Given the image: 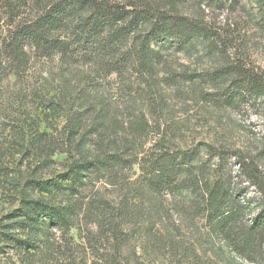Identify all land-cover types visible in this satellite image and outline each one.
<instances>
[{
	"label": "trees",
	"instance_id": "16d2710c",
	"mask_svg": "<svg viewBox=\"0 0 264 264\" xmlns=\"http://www.w3.org/2000/svg\"><path fill=\"white\" fill-rule=\"evenodd\" d=\"M166 38L185 45L202 39L209 48H218L210 25L180 14L175 3L166 10L151 0H0V86L27 73L34 58H58L63 71L81 66L77 95L89 103L86 110L74 104L67 115L64 153L69 157L63 172L23 183L12 224L0 232V251L21 254L24 263L44 251L53 257L63 247L58 246L59 232L73 260L58 264H145L139 261L135 240L142 229L139 221L147 216L136 200L151 196L163 201L185 193L209 234L233 257L264 264V147L250 156L209 145L208 159L197 166L195 151L183 150L160 130L153 147L143 153L135 142L149 131L145 115L127 128L101 102L92 104L102 81L131 75L158 111V102H164L159 88L163 55L154 43ZM213 75L229 82L224 92L214 94L216 107H246L264 115V69L234 59ZM63 102L51 103V109L65 108ZM105 118L122 138L102 140ZM102 181L121 184L119 203L87 195ZM242 181L258 189L260 201L247 198L239 187ZM74 229L82 244L73 242Z\"/></svg>",
	"mask_w": 264,
	"mask_h": 264
},
{
	"label": "rangeland",
	"instance_id": "374dc122",
	"mask_svg": "<svg viewBox=\"0 0 264 264\" xmlns=\"http://www.w3.org/2000/svg\"><path fill=\"white\" fill-rule=\"evenodd\" d=\"M151 1L166 10L175 3L180 14L208 23L216 33L218 48H209L202 39L189 45L171 38L154 43L163 55L159 88L164 102H158V111L151 106L150 95L131 75L126 80L114 75L102 81L94 95L97 100L92 104L101 102L111 117L115 116L127 128L145 115L149 131L136 137L135 142L143 153L153 147L157 133L164 130L177 146L196 152L197 166L208 159L209 145L255 156L264 147V115L258 116L246 107L235 110L216 107L214 94L224 92L229 82L219 81L213 73L234 59L264 69L263 0ZM180 74L193 76V80H184ZM82 77L79 65L63 71L58 58H34L27 73L20 78L10 77L0 86V232L12 224L11 217L18 209L20 191L27 179L42 180L63 172L69 157L68 151L64 153L67 150L64 126L69 110L74 104L83 110L89 108V103L77 95ZM62 100L65 108L61 106L54 112L51 103ZM103 121L102 140L122 138L121 133L113 131L107 118ZM233 169L235 175L239 174L238 166ZM135 171L133 180L139 175V169ZM114 184L99 182L94 190L88 189L87 195L99 194L98 197L119 203L124 192L120 183ZM239 187L245 190L248 199L260 201L256 187L243 181ZM30 194L33 198L40 197L36 192ZM190 198V194L184 193L175 198L167 196L163 201L151 196L136 200L141 213L147 216L139 221L142 229L135 240L139 261L249 264L233 257L209 234L204 219L196 216L189 204ZM84 224L79 223L81 229H85ZM60 236L57 232L58 246L63 247L53 257L44 251L24 263L21 254L5 249L0 251V264H58L59 260L69 263L73 253L65 248ZM71 237L75 244L84 242L77 229L71 231Z\"/></svg>",
	"mask_w": 264,
	"mask_h": 264
}]
</instances>
